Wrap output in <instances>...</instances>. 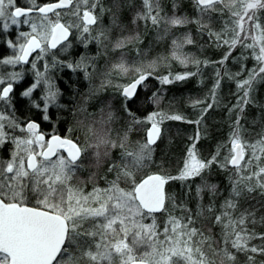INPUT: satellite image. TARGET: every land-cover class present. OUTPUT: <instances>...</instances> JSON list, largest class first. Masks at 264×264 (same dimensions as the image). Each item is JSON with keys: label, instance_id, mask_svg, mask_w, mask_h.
<instances>
[{"label": "snow or ice", "instance_id": "obj_1", "mask_svg": "<svg viewBox=\"0 0 264 264\" xmlns=\"http://www.w3.org/2000/svg\"><path fill=\"white\" fill-rule=\"evenodd\" d=\"M194 3L200 13L197 20L178 16L165 20L160 15L159 0H142L144 11L136 14L133 24L143 21L145 28L149 24L158 28L162 20L170 26L196 23L199 30L208 36L210 45L224 49L218 61H200L182 51L186 44L194 43L190 34L172 40V58L180 64H195L198 71L202 65L209 63L220 66L215 69L213 100L225 77L236 82L238 100L229 110L236 111V119L231 126L228 142L220 146L227 149V154L222 161L217 159L219 148L210 160L205 161L198 156L196 143L200 138L199 125L207 108L212 106L206 101H193L194 106L206 104L200 117L194 121L162 112L148 115L150 127L144 142L135 149L126 148L125 145L133 126L142 121L128 109V115L132 118L129 129L117 142L111 139V129L106 127L113 119V114L109 112L106 118L102 117L99 121V128H89L95 136V142L90 146L96 149L94 167L97 168L104 158L111 156V150H121L120 161H114L108 168L109 172H115V179L109 181L105 188L94 184L92 191L85 194L70 182L82 167L78 161L82 151L87 149L58 134H52L46 140L37 121H22L17 117L15 85L23 81L24 72L14 69L29 64L33 52L37 53L34 61L51 56L52 63L45 62L44 71L31 62L34 81L19 94L30 110L40 113L41 120L51 121L49 110L63 105L59 102L62 93L48 75L50 68L67 67L73 72L83 71L88 78V68L92 67L85 62V56L75 63L66 62L58 59V53L51 50L63 44L60 51L67 52L71 42H64L68 41L73 29L78 31L84 47L92 41L102 44L109 39L107 33L111 29H102L97 35H92V26L97 25L104 12H111V9L104 8L101 0H54L43 5L38 4L37 0H29V6L17 5L16 0H0V32H8L12 27L20 28L22 25L30 28L29 32L18 31L15 41L7 39L5 43L13 54L0 58V68L11 66L13 69L0 71V148L6 144L12 145L9 158L0 159V264H215L204 251L205 244L214 255L221 256L220 264H236L237 253L247 254L248 264H254L255 255H264V233L249 228V224L257 223L255 211L246 208L236 214L245 193L250 196L259 190L264 195V134L255 142H250L244 138V126L241 124L245 108L253 102L256 85L264 83V0H194ZM97 7L100 8L99 15L96 14ZM115 7L118 12V0H115ZM225 10L228 20L219 31L203 20L205 15L210 19L212 13L222 16ZM64 15L73 17V21L62 23L61 17ZM111 19L113 26L121 27L115 12ZM139 40V32L120 36L114 42L113 50L122 51ZM237 48L241 52L234 57L233 52ZM248 50H251V58L255 61L251 69L243 63L248 59L245 55ZM230 58L240 63L239 71L233 73L227 69ZM157 63L153 60L147 65L142 62L129 65L122 53L120 61L112 66L113 70L122 74L129 71L136 73L134 80L122 88L126 101L133 99L138 85L144 84L153 74ZM245 72L247 75L239 79ZM195 74L170 73L158 79L162 84H171ZM37 89L41 92L39 97L33 95ZM151 99L154 104H159L157 94ZM166 119L198 126L183 167L176 176L142 174L153 160L152 146L160 136L159 125ZM17 132L22 135H16ZM214 164L233 172L229 177V195L219 208L215 204L219 185L209 183L203 175L206 171L210 174ZM196 177L201 179L196 188L200 203L193 215L186 204H175L165 186L173 180L187 181ZM90 179H94V176ZM205 193L210 197L207 205L203 204ZM169 201L184 215H172L167 206ZM156 213H166L168 216L162 233L157 227ZM197 217L210 220L212 227L219 226L221 241L213 239L211 227L207 229V234L205 228L196 227ZM148 219L151 223H145ZM261 221L264 222V217ZM161 235L163 239H160ZM256 239L261 244L252 245L251 241ZM213 244H222V247L217 251Z\"/></svg>", "mask_w": 264, "mask_h": 264}, {"label": "trees", "instance_id": "obj_2", "mask_svg": "<svg viewBox=\"0 0 264 264\" xmlns=\"http://www.w3.org/2000/svg\"><path fill=\"white\" fill-rule=\"evenodd\" d=\"M50 2H54V0H37V3L40 5ZM101 2L104 8H110L111 12H104L102 19L94 26L92 35H97L104 27H109L111 28V33L107 34L109 39L105 40L96 52L93 51L96 49L94 46H91L92 48L90 49L89 43L87 47L81 44L83 47L79 48L77 46L73 50H69L68 57L64 56L61 58L66 62L75 63L80 60L81 56H85V62L89 64L90 62L96 63L97 57L101 55L102 69L104 74H107V77L99 81L96 85L88 86V81L85 83L82 79V75H84L83 71L73 72L67 67L63 69L60 67L53 68L52 72L56 76L55 82L62 93L59 102L63 107L49 110L52 117L51 121L41 120L40 113L35 110H30L26 106V102L21 99L19 94L27 87V82L29 81L25 78L24 82L15 85L14 94L16 97L17 117L22 121L26 119L36 120L48 132L51 130L61 134L78 135L82 149H84L83 145L92 143V139L94 138L91 137L93 134H91L89 128H93L94 121L99 122L102 117L106 118L109 112L113 114V119L106 127L111 129V139L119 142L123 134L129 129L132 118L128 115L127 110L131 109L135 117L142 121V123L133 126L132 131L129 133L128 143L125 145L126 148L135 149L139 143L144 142L145 129L149 127V123L143 119L147 115L153 112H162L167 115H181L189 121H194L200 117L201 110L206 107V104L201 103L194 106L193 101H206L207 104H211L212 106L207 108L202 122L199 125V131L202 137L196 143V150L198 156L207 161L216 155L219 148L220 152L217 159L222 161L227 154V149L221 148L220 146L228 142L231 126L237 115L236 111H229L238 100L236 82L225 77L221 81L220 87L216 90L215 100H213L212 89L216 79L215 69L220 66L209 63L207 66L202 65L198 71L195 64L189 63L187 66L180 64L172 58V40L177 38L182 39L185 34H190L194 43L186 44L182 51L189 57L200 61H218L222 57L224 49H218L214 45H210L208 43V36L199 30L196 23H188L183 26H170L162 20L158 28L152 26L154 29L148 33L146 31L143 33L138 31L140 34L139 41H134L122 51L113 50V44L118 37L135 34L137 27H144L143 22H140L139 25L136 24L137 27L133 24V19L136 14L143 12L144 8L142 0H138V3L118 0L120 9L117 12L115 0H101ZM16 3L17 5L27 6L19 2V0H16ZM159 4L161 9L160 15L165 20L173 16L187 17L192 21L200 18V13L194 0H159ZM97 11L100 13V8ZM113 12L117 14L121 27L112 25L111 17ZM61 20L65 24L70 22V18L68 17ZM203 20L210 23V26L214 30L219 31L222 29L224 22L228 20V12L225 10L222 16L220 13H212L210 19L208 15H205ZM23 30L21 29L20 31ZM139 30L141 29L139 28ZM17 33L18 30L15 27L8 32H0V58H7L12 54L5 41L7 39H13L15 41L17 39ZM159 36H163L164 38L159 39ZM71 40L74 42V37ZM135 47H138L136 50H138L139 54H135ZM145 52H147L146 55L144 54ZM240 52L241 49L237 48L233 52V56H239ZM250 52L251 50H248L245 53L248 59L243 60V63L248 69H251L255 65V61L251 58ZM122 53L129 65H139L141 62L147 65L150 61H158L153 74L139 87L135 97L128 101L125 100L122 94L121 86L115 87L116 83L113 81L114 74L117 77H122V85L130 83L136 76L134 71L125 75L113 70L112 66L120 61ZM126 53H129V55ZM160 58L167 59L161 60ZM227 69L235 73L240 70V63L233 62L230 58L227 63ZM186 72L196 74L189 76L183 81H176L171 84H162L158 79V77L169 76L170 73L175 75ZM246 75L247 73L245 72L239 79H243ZM24 76L28 78V75ZM145 85L147 86L145 87ZM154 94L160 97L159 104L152 102L151 98ZM252 96L253 102L245 108L241 124L244 126V138L250 142H255L264 134V83H258L256 85ZM160 125L163 129V134L158 143L153 147L152 162L143 170L142 174L160 173L161 175L176 176L183 167L187 152L193 144L192 138L197 134L198 126L194 123L167 119ZM16 134H19V132ZM11 149L12 145L8 147V144H6L0 150V159L1 157L2 159H7ZM117 149L111 150V156L106 158L99 168L94 167L95 161H93L91 166L84 168L82 172L83 177L91 181L89 184L77 183L78 185H74L84 189L86 194L90 192L94 184L100 188L107 187L108 182L115 179V172L108 171L109 165L114 161H120L119 151L121 150L119 148ZM84 154L85 152L83 151L79 163L83 162L85 158ZM203 175L209 183L219 185V195L215 198L216 207L219 208L220 204L229 195V177L233 175V172L231 169L224 170L214 164L210 170V174L206 171ZM93 176L94 179H90ZM200 183V177L187 181L173 180L166 185V192L174 199L175 204H186L191 209L193 215H195L198 210V204L200 203L196 194V188ZM122 186L126 185L122 184ZM209 199L210 197L205 193L203 204L207 205ZM167 206L172 215H184L179 208L173 207L171 201L168 202ZM246 208L255 211V219L257 221L255 225L249 224V228L257 233H264V222L261 221V218L264 217V195H261L259 190L250 196L245 193L240 199L236 214L238 215L240 211ZM155 215L157 217V227L162 233L168 216L166 213H156ZM145 223H151V220L148 219ZM195 226L205 228L206 234L207 229L211 227L213 239L215 241H221L220 227H212L210 220L197 217ZM160 239H163L162 235ZM251 244L259 245L261 241L258 239L252 240ZM213 247L219 251L222 244H213ZM203 248L208 253L209 258L215 261V264H220V255H214L209 250L207 244ZM236 255V264H248L246 259L247 254L237 253ZM254 264H264V255H255Z\"/></svg>", "mask_w": 264, "mask_h": 264}, {"label": "rangeland", "instance_id": "obj_3", "mask_svg": "<svg viewBox=\"0 0 264 264\" xmlns=\"http://www.w3.org/2000/svg\"><path fill=\"white\" fill-rule=\"evenodd\" d=\"M124 1H126V2H134V3H138L137 1L138 0H124ZM19 2H21V3H24V5H27V6H29V0H19ZM99 7H97V9H98ZM97 9H96V14H98L99 12L97 11ZM64 11H67V10H64ZM122 11V10H121ZM98 12V13H97ZM123 13V12H122ZM125 13V12H124ZM99 15V14H98ZM66 17H68V18H70V22L71 21H73V17H71V16H67V15H64V16H62L61 17V19H63V18H66ZM61 22H62V20H61ZM140 22H143V21H137V25H139V23ZM144 23V22H143ZM136 24H135V26H136ZM93 27V29H94V26H92ZM137 27V26H136ZM13 28V27H12ZM11 28V29H12ZM139 28L141 29V30H139ZM15 29L16 30H18V31H20L21 29H24L23 31H25V32H29L30 31V28L28 27V25H22L20 28H16L15 27ZM103 29H111V28H109V27H107V28H103ZM154 28L151 26V24H149L148 26H147V28H145V25H144V27H137V30L135 31V32H138V31H141L142 33L143 32H145L146 31V33H148V32H150V31H152ZM72 32H75L76 33V37H75V42H73V40H71L70 42H71V47L73 46V44H72V42L73 43H80V44H83L82 42H81V40L79 39V33H78V31H76L75 29H73L72 30ZM108 33H111V31L110 32H108ZM107 33V34H108ZM109 35H111V34H109ZM142 41V40H141ZM103 42H105V40L103 41ZM101 44H97L95 41H92V43L89 45L90 46V49L92 48L91 46H94L96 49H94L93 51H98V48H99V46H100ZM138 48V47H137ZM136 47L134 48V50L136 51L135 52V54H138V52H137V49ZM62 49V48H61ZM70 49V48H69ZM69 49H68V51L67 52H63V51H60V50H58L57 51V53H58V59H60V60H62V58L64 57V56H67L68 54H69ZM132 50V49H131ZM10 51L12 52V54H13V50L10 48ZM90 52H91V50H89ZM11 54V55H12ZM126 54H128L129 55V53H126ZM145 55L147 54V52H145L144 53ZM10 55V56H11ZM37 54H35L34 55V57L36 56ZM33 57V58H34ZM62 57V58H61ZM68 57V56H67ZM95 60H96V58H95ZM31 62H35L36 64H37V69H39L40 71H44V68H43V65L45 64V62H47L48 64H51L52 63V59H51V56H47V57H45L43 60H38V61H34L33 59L31 60ZM31 62H30V65H31ZM90 65H92V67H89L88 68V72H90V75H89V77L88 78H86L85 77V75L83 76V78H84V80H85V83H87L86 81H88V86H92L93 84L94 85H96L99 81H102V80H104L106 77H107V74H104V72H103V69H102V60H101V55L99 56V57H97V60H96V63H89ZM30 65H28L27 67H25V66H17L14 70H16V71H23L24 72V75H28V79L30 80L29 81V84H28V86L30 85V84H32L33 83V81H34V70L31 68V66ZM5 71V70H7V71H12L13 69L11 68V66H5V68H0V71ZM53 68H50V70H49V72H48V75H50L53 79H54V81H56V76H54V74H53ZM130 73H132L131 71H129L127 74H125V75H128V74H130ZM83 80V81H84ZM113 81H115V87H120L121 86V89L124 87V86H126V85H128V83H125V84H123L122 85V81H123V79H122V77L120 76V77H117V75L116 74H114L113 75ZM130 82V81H129ZM56 83V82H55ZM57 85V84H56ZM58 87V86H57ZM41 94V92H40V89H37V91L33 94L35 97H39V95ZM62 96V95H61ZM60 96V97H61ZM59 100H60V98H59ZM151 114V113H150ZM149 114V115H150ZM147 117H148V115L145 117V119H143L145 122H147ZM150 125V124H149ZM160 127H161V125H159ZM93 127H95V128H99L100 127V124H99V122H97V121H94V125H93ZM53 128H54V126H53ZM148 128V127H147ZM146 128V129H147ZM146 129H145V131H146ZM92 134V133H91ZM16 135H21V133H19V134H16ZM91 136V135H90ZM92 138L94 137L95 138V136L94 135H92L91 136ZM200 137H202V135H200ZM92 139V143H89V144H84L83 145V148H86L87 150L86 151H84L85 152V154H84V160H83V162H82V167L81 168H79L78 170H77V173H76V176H74L73 177V179H72V181L70 182L74 187L76 186V185H78L77 183H80V184H89L91 181L90 180H87L85 177H83V171H84V168H86L87 166L89 167V166H91L92 164H93V161H95V159H94V152L96 151V149L95 148H92L90 145H92L94 142H95V139ZM200 140V139H199ZM198 140V141H199ZM81 143V142H80ZM198 143V142H197ZM11 144H8V147L10 146ZM6 146V145H5ZM152 147H154V146H152ZM2 148H0V150H1ZM118 150V149H117ZM101 152H103V149H101ZM2 153V152H1ZM119 155H120V151H119ZM9 156H10V154H9ZM9 156L7 157V158H9ZM1 159H2V157H1ZM104 160H106V158H104ZM152 174H155V173H152ZM157 174H160V173H157ZM74 184H76V185H74ZM86 186V185H85ZM75 188H78V189H81V188H79V187H75ZM93 189V188H92ZM92 189L90 190V192L92 191ZM83 190V192L86 194V192L84 191V189H82ZM90 192H88V193H90ZM129 239H131V237H129ZM141 251H143V249H141Z\"/></svg>", "mask_w": 264, "mask_h": 264}, {"label": "flooded vegetation", "instance_id": "obj_4", "mask_svg": "<svg viewBox=\"0 0 264 264\" xmlns=\"http://www.w3.org/2000/svg\"><path fill=\"white\" fill-rule=\"evenodd\" d=\"M62 23H64V22H62ZM95 26V25H94ZM72 37H74V42L76 41L75 40V37H76V33L75 32H72V35H70V37H69V39H68V41H66V42H64L65 44L66 43H68L70 40H71V38ZM89 44H91V43H89ZM79 47V48H81V47H83V45H81L80 43H73V46L72 47H70V49L69 50H73L75 47ZM61 48H63V44H61L57 49H54V50H51V51H54V52H57L58 50H60ZM35 54H37L36 52L31 56V59L29 60L30 62H31V60L33 59V57H34V55ZM28 65H30V63L29 64H26V65H22V66H25V67H27ZM84 75H85V73H83ZM83 75V76H84ZM83 76H82V79L84 80V78H83ZM25 78H26V80H29L26 76H24V79H23V81L22 82H24L25 81ZM30 81V80H29ZM29 81L27 82V87H28V84H29ZM85 81V80H84ZM87 82V81H86ZM36 121V120H35ZM38 122V121H37ZM39 124H40V131L42 132V133H44L45 134V138H46V140L47 139H50V136L52 135V134H58V135H60L62 138H68V139H71V140H73L74 142H77L78 143V145L82 148V145H81V143H80V140H79V136L78 135H67V134H61V133H59V132H53V131H47V130H45V129H43L42 128V126H41V123L40 122H38ZM65 156H67V153L66 152H64L63 153ZM82 155H83V151H82V154H81V158H82ZM81 158H80V160H81ZM55 159V158H54ZM78 163H79V161H78Z\"/></svg>", "mask_w": 264, "mask_h": 264}, {"label": "water", "instance_id": "obj_5", "mask_svg": "<svg viewBox=\"0 0 264 264\" xmlns=\"http://www.w3.org/2000/svg\"><path fill=\"white\" fill-rule=\"evenodd\" d=\"M69 37H70V36H69ZM68 39H69V38H68ZM65 42H66V41H65ZM59 46H60V45H59ZM59 46H58V47H59ZM34 53H35V52H33L32 55H33ZM32 55H31V56H32ZM31 56L29 57V60L31 59ZM132 81H133V80H132ZM132 81H131V82H132ZM131 82H130V83H131ZM130 83H128V85H129ZM141 85H142V84H141ZM141 85H138V87H137V89H136V93H137V91H138V89H139V87H140ZM126 86H127V85H126ZM134 97H135V96H134ZM134 97H133V98H134ZM149 127H150V125H149ZM149 127H148V128H149ZM159 127H160V126H159ZM148 128H147V129H148ZM147 129H146V131H147ZM160 129H161L160 136H159V138L157 139L155 145L158 143V141L160 140V138H161V136H162V134H163V129H162V127H160ZM145 136H146V133H145ZM155 145H153V146H155ZM155 174H157V173H155ZM165 189H166V186H165Z\"/></svg>", "mask_w": 264, "mask_h": 264}]
</instances>
